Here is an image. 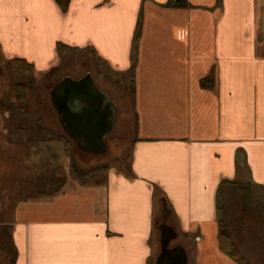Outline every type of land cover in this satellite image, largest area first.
I'll list each match as a JSON object with an SVG mask.
<instances>
[{
	"label": "crops",
	"instance_id": "crops-1",
	"mask_svg": "<svg viewBox=\"0 0 264 264\" xmlns=\"http://www.w3.org/2000/svg\"><path fill=\"white\" fill-rule=\"evenodd\" d=\"M168 1L70 0L62 11L55 0H0V69L24 60L41 81L81 54L126 90L133 130L129 159L103 185L3 195L14 264H155L160 224L188 264H238L219 248L216 194L222 182L252 184L264 205V0ZM58 43L72 51L58 54ZM37 145L41 167L68 165L61 143Z\"/></svg>",
	"mask_w": 264,
	"mask_h": 264
},
{
	"label": "rangeland",
	"instance_id": "rangeland-1",
	"mask_svg": "<svg viewBox=\"0 0 264 264\" xmlns=\"http://www.w3.org/2000/svg\"><path fill=\"white\" fill-rule=\"evenodd\" d=\"M57 65V68L43 76L41 81L34 80V77L22 79L11 71V68L0 69V209L3 195L8 193L11 187L18 188L22 193L26 190V193L31 195L43 190L45 183L51 179L62 178L65 183L71 179L72 162L69 158L64 162L68 165H60L55 170L44 165L41 167L39 159L35 158L38 156L36 155L38 150L33 147H39L36 133L42 127L63 133L49 98L50 90L63 77L78 79L89 73L95 84L119 105L114 131L106 140V153L87 154L70 141L75 167L84 172L96 168L102 171L104 166L110 170L123 166L129 159L133 130L130 114L123 112L124 105L129 106L126 90H123L119 81L111 80L113 75L105 71L102 65L98 68L95 63L83 59L81 54L64 55L58 60ZM21 84L26 90L23 98L20 99L16 86ZM24 141L27 142V146H24ZM46 150L49 151L48 148ZM53 152L58 153V150ZM34 163L37 166H34ZM100 175H97V179L101 178ZM260 201L264 203V199ZM224 202L226 218L222 219L221 224L223 230L231 235L235 247L244 259L243 263L264 264V208L258 206V209L254 210L257 206L252 205L253 208L251 207L250 210L254 212H250L249 206V212H244L240 202L235 203L230 197ZM253 202H258L257 198L254 197ZM244 213L248 215L245 219L241 217ZM155 216L156 223H161L159 208L156 209ZM157 224L156 234H158ZM156 248H159L158 244ZM1 260L4 261L2 253H0Z\"/></svg>",
	"mask_w": 264,
	"mask_h": 264
},
{
	"label": "water",
	"instance_id": "water-1",
	"mask_svg": "<svg viewBox=\"0 0 264 264\" xmlns=\"http://www.w3.org/2000/svg\"><path fill=\"white\" fill-rule=\"evenodd\" d=\"M50 101L62 131L81 151L92 155L107 152L105 139L114 131L117 107L89 73L79 79L63 77L50 90ZM165 207L163 201V215ZM158 230L160 251L155 264H188L182 245L171 246L178 239L175 229L160 224Z\"/></svg>",
	"mask_w": 264,
	"mask_h": 264
},
{
	"label": "trees",
	"instance_id": "trees-1",
	"mask_svg": "<svg viewBox=\"0 0 264 264\" xmlns=\"http://www.w3.org/2000/svg\"><path fill=\"white\" fill-rule=\"evenodd\" d=\"M70 0H55L57 5L60 7L62 11H65L68 3ZM168 7L172 8H187L188 4L186 0H169L167 3ZM136 41V40H135ZM56 51L58 54L62 55L65 53H69L72 51L71 48L58 43L56 45ZM136 47L134 44V47L132 48L131 52V68L128 72V78L130 80V91H133L132 83L134 81V71H135V64H134V56H135ZM12 71L22 79H30L31 74L33 72V68L30 64L26 63L24 60H18L15 59L9 64ZM99 68V67H98ZM200 86L204 89H209L213 87V81L209 78H204L200 81ZM25 86L17 85L16 91L18 94V98H23L25 93ZM36 141L39 143H61L64 146V152L66 157L70 159L72 162L70 166V178L75 180L76 182L82 184V185H103L104 184V178L107 175L108 167L104 166L102 168V171L98 170V168L90 170L88 172H84L81 169H78L73 164V153L70 151V138L67 137V135L63 132H54L51 129H48L46 127L40 128L36 133ZM100 169V168H99ZM101 174V175H100ZM97 175H100L101 178L97 179ZM65 185V181L61 179H51L47 181L44 185L43 190H41L39 193H43V196H54L58 194L62 188ZM230 197L232 200H234L235 203H241V206L243 208L244 212L248 211L253 208L252 205L257 206L254 210L258 209V206L264 208L263 204H260L258 202H253L254 198V189L252 187V184H245L241 185L239 183H230V182H222L220 186L218 187L217 194H216V207L220 213V223H219V232H218V244L220 250L234 259L236 263L238 264H244L242 257L240 256L237 248L235 247L232 237L229 233H227L225 230H223V226L221 224L222 219L226 218L224 208H225V202L224 200ZM238 207L240 205H237ZM252 207V208H251ZM254 210H250V212H254ZM260 210V209H259ZM247 213H244L241 217L245 219L247 217ZM157 224V223H156ZM158 226V224H157ZM0 253L4 254V262L5 264H14L17 251L12 243V238L9 233L8 227L0 228Z\"/></svg>",
	"mask_w": 264,
	"mask_h": 264
},
{
	"label": "flooded vegetation",
	"instance_id": "flooded-vegetation-1",
	"mask_svg": "<svg viewBox=\"0 0 264 264\" xmlns=\"http://www.w3.org/2000/svg\"><path fill=\"white\" fill-rule=\"evenodd\" d=\"M111 135H112V134H111ZM111 135H110V136H111ZM110 136H109V137H110ZM109 137H107V138L105 139V142H106V140H107ZM75 144H76V143H75ZM77 146H78V144H77ZM172 247H173V246H172Z\"/></svg>",
	"mask_w": 264,
	"mask_h": 264
}]
</instances>
